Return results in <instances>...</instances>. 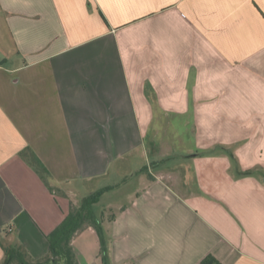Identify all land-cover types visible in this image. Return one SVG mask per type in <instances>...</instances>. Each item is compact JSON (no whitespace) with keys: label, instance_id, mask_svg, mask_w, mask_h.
I'll return each instance as SVG.
<instances>
[{"label":"crops","instance_id":"1","mask_svg":"<svg viewBox=\"0 0 264 264\" xmlns=\"http://www.w3.org/2000/svg\"><path fill=\"white\" fill-rule=\"evenodd\" d=\"M133 179L94 205L112 264H264V0H0V264ZM72 248L104 264L91 225Z\"/></svg>","mask_w":264,"mask_h":264},{"label":"trees","instance_id":"2","mask_svg":"<svg viewBox=\"0 0 264 264\" xmlns=\"http://www.w3.org/2000/svg\"><path fill=\"white\" fill-rule=\"evenodd\" d=\"M230 157L234 160L233 154ZM34 166L43 176L46 169L35 157ZM112 187L104 188L96 193L84 197L79 207L72 209L64 221L50 234L47 239L50 246L48 257L40 261L28 259L27 251L23 247H5V258L2 264H78L72 248L73 239L78 231L89 223L98 233L101 246V256L104 264H112L108 254V242L105 238L101 220L94 212V205L100 200L102 194ZM201 264H223L213 255L207 256Z\"/></svg>","mask_w":264,"mask_h":264},{"label":"rangeland","instance_id":"3","mask_svg":"<svg viewBox=\"0 0 264 264\" xmlns=\"http://www.w3.org/2000/svg\"><path fill=\"white\" fill-rule=\"evenodd\" d=\"M158 131L156 133V131ZM193 132H188L187 134H185V136H187V138L185 139L186 142H178L177 141V138L178 137L177 135L178 134H182V136L184 135V133L182 132V125H177V126H171V127H168L166 129L165 126H154L152 127V129H150V132L148 133V136L149 138L147 137V139H153V138H150L151 136H159V140H167L169 141L170 139H173V142L171 143H163L162 144V150L163 152H165L164 154H169L171 155V153L173 155H182L184 154L186 148L188 146H190V142H188L190 139L189 137L191 136ZM158 142V139L157 138H154L153 141L151 140H148L146 141V145H145V148L146 150H148V152L150 151V148L151 146H155ZM171 145V146H170ZM131 177V176H130ZM132 177H135V175H132ZM108 183H111L112 181H106ZM137 180H132L130 181L129 185H127L122 191H121V194H115V192H113L112 194H107L106 196H104L103 194L107 191H105L100 197V202L98 204L95 205V211L97 213L101 212L103 213V211L105 212V214H109V210H111L110 214H117L118 211H117V208H116V204L117 202L119 203H126V197L127 195L125 194L126 191H130V192H133V190H135L137 188ZM108 183H105L104 186H107ZM113 184V183H111ZM81 202V201H80ZM80 202H79V205H80ZM78 205V207H79ZM101 219V218H100ZM102 220V219H101ZM90 225L89 223L85 224V226H88ZM84 226V227H85ZM107 224L103 221L102 222V229H103V232H104V235H105V238L106 240H109L110 239V232L109 230L107 229Z\"/></svg>","mask_w":264,"mask_h":264}]
</instances>
